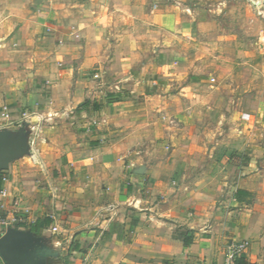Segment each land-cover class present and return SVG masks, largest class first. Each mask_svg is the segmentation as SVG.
<instances>
[{"label":"crops","instance_id":"1","mask_svg":"<svg viewBox=\"0 0 264 264\" xmlns=\"http://www.w3.org/2000/svg\"><path fill=\"white\" fill-rule=\"evenodd\" d=\"M183 11L0 0V264H264L259 118L170 91Z\"/></svg>","mask_w":264,"mask_h":264},{"label":"rangeland","instance_id":"2","mask_svg":"<svg viewBox=\"0 0 264 264\" xmlns=\"http://www.w3.org/2000/svg\"><path fill=\"white\" fill-rule=\"evenodd\" d=\"M178 2L182 29L171 35L170 49L181 57L184 77L170 91H185L186 106H225L231 99L247 108L252 122L259 118L252 134L264 146V0Z\"/></svg>","mask_w":264,"mask_h":264},{"label":"built area","instance_id":"3","mask_svg":"<svg viewBox=\"0 0 264 264\" xmlns=\"http://www.w3.org/2000/svg\"><path fill=\"white\" fill-rule=\"evenodd\" d=\"M255 5H258V3L253 2ZM262 3L260 2V6ZM31 159L33 162H36L35 154H31ZM58 229L54 228V231L56 232ZM247 249V243H242V242H232L229 246V251H228V262L230 264H233L236 259L241 256V254Z\"/></svg>","mask_w":264,"mask_h":264},{"label":"water","instance_id":"4","mask_svg":"<svg viewBox=\"0 0 264 264\" xmlns=\"http://www.w3.org/2000/svg\"><path fill=\"white\" fill-rule=\"evenodd\" d=\"M17 149L14 147L5 146L4 139L0 138V167L12 159L16 153Z\"/></svg>","mask_w":264,"mask_h":264},{"label":"trees","instance_id":"5","mask_svg":"<svg viewBox=\"0 0 264 264\" xmlns=\"http://www.w3.org/2000/svg\"><path fill=\"white\" fill-rule=\"evenodd\" d=\"M85 105H87V103ZM1 188H2V177H0V190ZM187 245H188V241H187Z\"/></svg>","mask_w":264,"mask_h":264}]
</instances>
